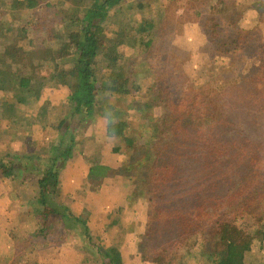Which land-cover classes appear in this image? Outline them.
I'll use <instances>...</instances> for the list:
<instances>
[{
  "label": "trees",
  "instance_id": "1",
  "mask_svg": "<svg viewBox=\"0 0 264 264\" xmlns=\"http://www.w3.org/2000/svg\"><path fill=\"white\" fill-rule=\"evenodd\" d=\"M71 3L0 0V118L30 143L27 154L0 158V176L16 184L11 197L32 205L39 214L40 229L31 236L41 240L39 247L49 246L48 239L57 226L66 223L83 239V250L100 264H122L117 249L107 250L92 242L86 222L76 218L67 205L60 212L55 210L54 204L63 200L56 192L57 178L75 153H83L90 121L105 119L106 133H113L111 127L121 118L135 115L144 119L141 110L147 102L152 106L157 102V97L153 101L151 96L145 97L141 87L151 93L155 88L162 92L171 86L179 102L167 106L164 120L177 146L173 159L165 164L159 160L161 138L149 132L146 141L134 140L140 165L154 169L162 163L168 171L170 191L166 195L171 201L165 204L168 198L163 201L161 194L158 199L149 198L151 218L156 211L162 215L163 208L170 218V224L164 226L166 232L190 226L203 228L210 237L208 264H245L249 245H232L218 235L225 222L245 226L251 233L264 218V143L260 149L248 142L256 129L264 132L262 122H251L250 118L255 120L258 114L248 104L259 94L264 102V35L256 27L242 31L234 26L239 46L228 67L205 79L201 67L206 52H212L218 24L202 15L195 0H165L158 6L159 20L151 4L137 0ZM255 8L261 14L258 6ZM259 22H264L262 16ZM194 25H201L200 36L187 38V42L196 44L199 39V46L189 49L182 45L180 29L187 26L183 31H189ZM133 50L136 55H131ZM136 50L146 53L140 55ZM57 73L62 86L53 80ZM36 84L38 87L32 89ZM211 86L226 90L223 100L216 99L218 91L215 94ZM260 86L261 93L257 89ZM51 88L61 94L66 91L61 98L65 117L49 147L43 144L37 150L42 109L38 102L42 92ZM242 117H248L247 123ZM45 136L38 141L49 140ZM85 141L90 142L88 137ZM97 147L95 154L100 152V144ZM118 175L120 170L89 162L86 181ZM31 186L37 188V194ZM241 207L238 216L228 218L227 211ZM152 228L162 231L155 228L154 221ZM175 245L178 247V241L170 247ZM167 248L162 249L157 264H165Z\"/></svg>",
  "mask_w": 264,
  "mask_h": 264
},
{
  "label": "rangeland",
  "instance_id": "2",
  "mask_svg": "<svg viewBox=\"0 0 264 264\" xmlns=\"http://www.w3.org/2000/svg\"><path fill=\"white\" fill-rule=\"evenodd\" d=\"M68 1L71 5V2L77 0ZM164 1L137 0V2H142L146 5L151 4L152 12L155 16L159 14L158 6L163 5ZM195 1L198 3L199 8L202 9V15L206 18H214L218 24L216 37L212 44V52H206L208 55L204 57L206 61L201 67V72H203L205 79H207L214 73H222L226 70L225 68L228 67L235 48L239 46L238 34L234 26H238L242 31H249L253 27H256L264 35V22H259L261 16L264 18V0ZM255 6H258L261 14H258L259 11L257 12ZM156 18L159 20V16ZM33 21L37 24L36 14H34ZM184 28L188 27H181L180 29V33H183L181 35L183 38L181 40L182 45L189 47V49L198 47L199 39L197 40L198 43L191 44L187 42V38L193 40L199 37L201 25H194L192 30L189 29V31H183ZM208 34L209 30L207 31ZM134 50L131 55H136ZM136 51L140 55L146 53L144 50ZM53 80L62 86V78L58 73L53 77ZM1 84L0 82V87ZM37 87V84L32 85V89ZM211 87L215 94L218 91L216 99L221 98L223 100L222 92L226 90L222 88L216 90L213 86ZM141 88L144 89L145 97L151 96L152 101L156 97L158 98L153 106L148 101L147 106L141 110L142 116L145 115L144 119L141 116L137 118L135 115H131L127 119L121 118L117 125L111 127L110 130L113 133L110 134L106 133L105 119L100 118L89 122L85 139H83V153L76 154L75 160L78 163L75 160L73 161V167L79 170V172L74 171V176L76 177L75 182L77 184H83L81 188L78 187L80 191L75 194L79 195L80 192H84V195L80 200L79 197L74 198L75 194L72 195V198H63L62 204H54L55 210L60 212L64 205H67L73 215L77 214L71 208L73 202L77 201L73 206L78 209L79 206H83L84 202L88 200L87 196L89 197L90 194H94L95 196L85 204L88 212H84L81 218L86 222V220L88 221L89 215L90 217H96L102 214L103 212L101 210L99 212L98 210L92 209L98 204L103 205L113 200L110 198L105 199V197L101 198V195L93 192L94 190L91 189L93 187L87 185L84 175L89 167V162L100 165L111 163L117 170H120V175L115 177L117 178L116 180L113 181L112 179L111 182L108 181V184L111 183V187L119 189H122V187L123 189L125 188V193H128L132 189L137 194L134 193L131 195L125 203L126 206L131 205L127 210L128 217L126 218H123V208L119 210L115 209L116 207H107L110 213L107 215L109 217L106 220L103 217V220L106 222L105 228L102 229L100 235L90 233L94 240L92 242L107 250L112 246L116 247L121 244H126L127 246L125 247L128 249V252L126 250L124 251L127 254L124 260L129 264H156L159 257L162 256V249H165L167 246L168 252L165 254V264H208L207 255L211 253L210 237L202 232L204 230L203 228L197 229L192 226L185 228L179 227L180 229L177 228L174 232L168 233L165 231L164 226L170 224V218L166 216L163 208H161L162 215L156 211L154 212V217L152 216L151 218L152 209L149 204V198L158 199L159 194H161L163 201L168 198L165 204L171 201V196L166 195V192H169L170 188L167 183L168 171L164 164L173 159L177 146L164 119L167 114V106L175 105L179 100L176 90L171 86H167L165 91L162 92V89L157 90L155 88L151 93H147L148 90L146 88ZM257 89L261 93L263 86ZM65 95L66 91H63L61 94L60 91L54 88L42 92L39 100H41L40 104L45 106L46 109L39 112L38 126L40 127L39 132L43 135H51L58 128L61 120H63L62 118L65 117V108L61 111L64 107L61 98ZM244 97H247V95H244ZM250 100L252 103L248 102L249 107L253 109L254 114H258L255 120L250 118L251 122H262L264 124V109H262L264 102L261 101L260 94L258 99L252 98ZM239 109L241 110L240 107ZM35 111L36 109H34ZM243 112L247 113L244 110ZM251 115L253 114L251 113ZM241 119H244L246 123L248 121V117H242ZM148 132L153 136L161 138V142L158 143V153L159 160L161 162L164 160V164L160 163L154 169L140 165V152L137 151L134 142L136 138L146 141ZM10 133L14 134L13 127H9L7 124L0 122V158L5 156V153L9 151V142L6 141L9 139L6 138L8 135L10 136ZM249 136L250 140L248 142L261 149V145L264 143V132L261 129H256ZM87 137L90 140L88 143L85 141ZM2 140L4 142H1ZM1 144L4 145L2 146ZM98 144H100V152L95 154L94 149H98ZM113 149L118 151H113ZM2 180L0 176V181ZM106 187L109 186L104 184L103 188ZM31 189L37 194L38 190L36 187L31 186ZM6 190H8L7 187L4 185L0 186V264H100L96 257L83 250V239L75 234L76 230L74 228H67L68 225L66 223H60L57 226L55 234L48 239L51 245L39 247L37 243L41 240L31 236L40 229L39 214L34 212L32 205L23 202L14 203L8 201ZM158 190H162V192ZM137 201L139 202L138 206H140L141 211V213L139 211L138 216H136L137 214L134 212L133 207ZM89 203L90 205H88ZM243 208L241 207L237 210L233 208L232 211H227L228 218L231 215L238 216L243 211ZM137 217L141 220L137 221ZM152 221L155 222V228L162 230L161 232L152 228ZM257 223L259 225L251 233H248V230H245V226H237L235 223L225 222L220 235H218V238L227 240L232 245L236 243L249 245L251 251L248 254L245 264H264V218L258 220ZM179 236L180 238L178 239L177 237ZM189 236L190 240H188ZM183 237H186L187 241L182 242L180 239ZM175 241H178V247L175 245L171 248L170 244ZM177 254L179 256L178 258L181 257L180 259L170 256ZM176 260L178 262H175Z\"/></svg>",
  "mask_w": 264,
  "mask_h": 264
},
{
  "label": "crops",
  "instance_id": "3",
  "mask_svg": "<svg viewBox=\"0 0 264 264\" xmlns=\"http://www.w3.org/2000/svg\"><path fill=\"white\" fill-rule=\"evenodd\" d=\"M40 102H41V100H39L38 105L42 108L41 110L44 111L46 109V107L41 105ZM0 122L5 123V121L2 118H0ZM61 122H62V120H61ZM61 122H60V124H61ZM60 124H59V126H60ZM56 130L51 135L49 134L48 136H45V135H43L41 133V137H43V136L48 137L49 140H45V139L42 138L43 140H45L44 143H43L42 141H38L41 137H37L36 149L39 150V148L42 147L43 144L47 145L46 148H48L49 147V141L52 138L53 134L56 133ZM13 131H14V134L10 133V136L8 135L7 138H6V139H9V140H6V141L9 142L8 143L9 144L8 145L9 151H7L5 153V155L9 154V155L23 156V155L27 154L28 150L30 149V146H29L30 143H27V141H26L28 138L25 137L23 139L21 137V135H20L21 132H19L18 130H15L14 128H13ZM1 142H4V140H2ZM1 145L3 146L4 144H1ZM76 154L77 153H75L74 157H72L70 160H68L65 163V165L63 166V168H62V170L59 173L58 178H57L58 179V184H57L56 192L59 194L60 197H62V199L63 198H65V199L66 198H72V195L77 193L78 191H80L79 188H81V186H83L82 183L81 184H77L75 182L76 181V177L74 176L75 175L74 171H78L79 172L78 169L73 167V161L75 160V156H77ZM76 162L78 163V161H76ZM104 166H108V167H110V168H112L114 170H117L115 168V166H113L111 163L110 164H105ZM87 172H88V169H87V171L85 172V175H84L85 181H86ZM116 177H118V176H116ZM112 179L114 181L117 178H115V177L114 178H102V179H100L98 181H95V182H93L91 184L86 181L87 185L93 187V188H91V189L94 190L93 192L98 193L99 195H101V198L105 197V199L110 198V199L113 200V201H109V202H107V203H105L103 205L98 204L97 206H95L92 209V210H98L99 212L101 210L104 214L103 213L100 214L98 212L100 215H98L96 217L95 216L90 217V215L88 216V221L86 220V222H87L86 224H87V226L89 228L90 233H95V234L100 235L101 232H102V229L105 228V223H106L105 220H106V218L109 217L107 215H109V213H110L109 212L110 210H107V207H111V208L112 207H116L115 209H119V210H122V208H123V218L128 217V215H127L128 211L127 210L129 209V206H131V205L126 206L125 203L128 200V198L131 195H133V193H132L133 190L131 189L130 191H128V193L127 192L125 193V188L123 189V187H122V189L111 187V183L108 184V181L111 182ZM104 184H107L109 187L103 188ZM2 185H4L5 187L8 188V190H6V197L8 198V201H11V202H14V203H17V202L26 203L24 201H21V200L17 199L16 197H11V195H14L13 191L16 188V184L12 183V181L10 182V181L4 179V180L0 181V186H2ZM27 186H28V184H27ZM98 188H99V190H98ZM83 195H84V192H80L79 195L75 194L74 198L76 199L77 197H79V200H80L83 197ZM94 196H95L94 194H90L89 197L87 196L88 200L86 202H88L89 199L93 198ZM76 202L77 201L73 202V204L71 205V208L73 209V212L77 213V214H74L76 216V218H79L80 220H82L81 217L83 216L84 212H88V209L85 208L86 202H84L83 206H79L78 207L79 210L75 206H73L74 204H76ZM136 203L133 205V207H134V212L137 214L136 216H138V213L140 211V206H138V204H139L138 201ZM88 205H90V203ZM94 212H97V211H94ZM140 213H141V211H140ZM101 215H102V217L100 218ZM103 217H105V220H103ZM132 217L135 218L133 215H132ZM97 219H98V221H97ZM136 219H137V221L141 220L139 217H137ZM125 246H127V245L126 244H121V245L116 246V247L112 246V247H110V249H112V248L117 249L119 254H120L121 263L122 264H129V263H126L125 260H124L125 256H127V254L124 251L126 250L128 252V249Z\"/></svg>",
  "mask_w": 264,
  "mask_h": 264
}]
</instances>
